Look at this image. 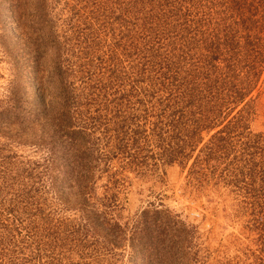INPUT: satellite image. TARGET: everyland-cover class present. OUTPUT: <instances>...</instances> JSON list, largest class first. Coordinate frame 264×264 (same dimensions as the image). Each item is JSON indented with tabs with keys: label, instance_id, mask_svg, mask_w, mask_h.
<instances>
[{
	"label": "rangeland",
	"instance_id": "374dc122",
	"mask_svg": "<svg viewBox=\"0 0 264 264\" xmlns=\"http://www.w3.org/2000/svg\"><path fill=\"white\" fill-rule=\"evenodd\" d=\"M127 2L0 0V264H264L223 168L163 164L144 118L136 165L116 156L120 101L145 117L160 82L147 51H172L137 45ZM255 96L264 134V80Z\"/></svg>",
	"mask_w": 264,
	"mask_h": 264
},
{
	"label": "trees",
	"instance_id": "16d2710c",
	"mask_svg": "<svg viewBox=\"0 0 264 264\" xmlns=\"http://www.w3.org/2000/svg\"><path fill=\"white\" fill-rule=\"evenodd\" d=\"M120 9L134 22V32L126 22L123 27L137 45L172 51H147L158 62L160 82H149L147 100L137 101L145 117L137 110L127 114L129 96L120 101L116 156L129 160V169L136 165L147 139L144 118L163 164L185 170L191 163L189 174L204 177L223 168L227 186L245 190L247 230L256 238L255 252L264 254V134L251 130L264 80V0H129ZM56 71L62 77L61 68ZM144 221L141 241L152 227ZM156 227L159 237L165 233Z\"/></svg>",
	"mask_w": 264,
	"mask_h": 264
}]
</instances>
